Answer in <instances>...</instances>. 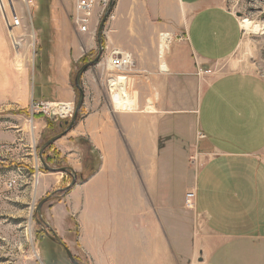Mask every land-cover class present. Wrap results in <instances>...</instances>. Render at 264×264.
<instances>
[{
	"label": "crops",
	"instance_id": "1",
	"mask_svg": "<svg viewBox=\"0 0 264 264\" xmlns=\"http://www.w3.org/2000/svg\"><path fill=\"white\" fill-rule=\"evenodd\" d=\"M93 36L57 30L44 50L46 60L32 74L37 96L30 94L27 105L74 103L72 69L83 56L97 53ZM102 36L100 59L81 76L80 116L53 143L76 173L82 170L77 138L88 139L101 160L94 174L76 181L44 211L63 242L88 264H171L169 248L183 246L178 237L191 229L196 234L185 247L198 264H264V79L225 72L196 93L197 70L238 48L239 19L220 0H115ZM3 37L0 30V43ZM112 51L131 54L132 66L122 74L131 98L124 79L108 84L118 74L109 64ZM3 76L20 82L26 93L25 66L0 58ZM108 85L118 93L111 96ZM116 94L128 100L125 107ZM20 117L0 115V128H19ZM27 118L35 169L34 146L47 118L30 113ZM20 132L0 131V153L17 146ZM185 150L195 151L190 164L198 166L196 173L186 155L180 156ZM9 181L14 186L12 178L5 185ZM64 181L65 173L46 172L39 192ZM188 190L195 194L198 220L191 228L176 211ZM173 199L176 210L167 203Z\"/></svg>",
	"mask_w": 264,
	"mask_h": 264
},
{
	"label": "rangeland",
	"instance_id": "2",
	"mask_svg": "<svg viewBox=\"0 0 264 264\" xmlns=\"http://www.w3.org/2000/svg\"><path fill=\"white\" fill-rule=\"evenodd\" d=\"M220 1L239 19L242 28L241 41L236 51L230 57L218 62H211L208 68L201 73L197 70L199 72H197V94L201 93L207 84L214 78L225 72L237 70L245 71L254 73L264 79V0ZM3 3L6 20L9 22L10 26H6L4 19L0 18V30L3 31L4 34L3 40L0 43V58H6L12 61L18 68L22 67V65L25 66L28 72V83L25 93L23 92L24 89L20 82V84L18 82L12 84L7 76L0 78V115L5 116L10 113L21 115L20 118L23 116L22 119L25 123L23 124V122L20 121L19 128H6L9 127V124L4 126V128H0L2 132H15L21 130L20 133L24 134L21 140L16 142L17 146L10 147L11 145H9L7 150L0 153V264H71L63 247L50 240V238L45 235L42 226L36 221V206L39 200L50 193L54 195L56 192H60L59 189L64 188L70 182L71 177L68 175L66 181L58 187L50 190L46 194H40L39 182L42 174L48 171L43 168L38 156V151L44 142L65 129L63 128L65 122L69 121L74 113L78 91L75 88L74 110L69 117L65 119L58 118L57 120L48 118L52 123L50 129H48V126L45 127L44 132L34 146L36 151L33 152V155L35 156L34 158H36L37 164L35 169L32 168L33 165L30 161L32 155H29L31 153L29 148L31 145L29 131H33V126L27 121V114H29L31 110V103L29 105H27V103L29 102L30 94L37 96V89L34 88L33 73H36L40 65L46 60L44 50L47 45L52 44L58 29H62L63 32L69 31L70 33L73 29H76L70 18L74 0H31L28 4L25 0H3ZM114 4L115 0H113V7ZM106 8L102 13H100L98 8L95 11L96 17L90 28V31L94 33V41L97 40L96 35L98 26ZM111 11L109 16L111 15ZM15 17L18 19V23ZM12 41L16 42L14 47ZM164 44L165 41L162 40L161 45L164 46ZM96 54L97 53L89 56L88 61L92 60ZM83 64L84 63L78 62L72 69V85L76 71ZM126 84L127 92L131 98L130 86L127 81ZM113 92L118 93L117 89L111 88V96ZM8 96H12L16 99L11 100ZM115 96L120 100L122 106L125 107L128 100H122L120 94H116ZM111 101L112 98L110 97V102ZM23 125L26 127L23 128ZM187 152L188 151L185 150L183 153H180L181 158L183 159L186 155L188 163H194L195 160L193 156L195 151L188 152V157ZM260 154L264 157V149ZM28 156H30L29 160H27ZM191 164V169L196 173L198 166H191ZM47 165L50 167H61L56 163ZM179 170H181V167ZM59 173L60 172H58V174ZM10 178L14 179V186L12 185L14 188L11 187V189L5 185L6 181ZM191 178H193V175H191ZM183 185L186 187V182H184ZM175 187L176 185L173 184V190ZM188 191L183 193L182 202H176L178 203L176 207L177 210L174 207V199L167 200V203L172 204V207L180 213V222H189L190 225L188 226L191 228V222L196 224L198 220L195 213V206L193 208L185 206L184 199ZM173 192L176 191L174 190ZM52 196L42 206V218L63 241L58 230L51 223V220L46 218L44 214V211L46 212L51 205L56 202L53 201ZM47 231L51 234L49 229H47ZM195 234V231L191 229L190 231L181 232L178 238L184 245L177 249L169 248L170 251L172 250L173 252V258L170 259L173 262L169 263L198 264L195 257L187 253L188 250L185 247L187 244L186 242H191ZM70 237L71 239L75 237L73 232L70 233ZM63 243L68 247L76 260L78 259L77 261L80 264H88L77 258V256L73 254L70 246L65 242ZM169 256H171V254H169Z\"/></svg>",
	"mask_w": 264,
	"mask_h": 264
},
{
	"label": "built area",
	"instance_id": "3",
	"mask_svg": "<svg viewBox=\"0 0 264 264\" xmlns=\"http://www.w3.org/2000/svg\"><path fill=\"white\" fill-rule=\"evenodd\" d=\"M25 1L27 4L31 2V0H25ZM108 2L109 0H74L70 18L75 28L80 32H89L93 20L96 17L95 16L96 9L98 8L100 13H102L103 10L106 8ZM0 18L4 19L6 26H10L9 22L6 20L3 0H0ZM15 20L18 23V19L16 18ZM12 45L14 47L16 45V42L12 41ZM109 64L111 69L118 74L109 77L108 84H110V81L117 82L119 81V79L126 80L125 76L122 74L125 70H128L132 66L131 54L128 52L112 51L110 53ZM69 107L71 108L68 109ZM30 109H31L30 110L31 118L36 114H41L51 120H57L58 118L65 119L69 117L74 110V104L70 102H62V101H48V100L37 101V102L32 101L30 104ZM199 137H203V135L199 134ZM12 185L13 184L11 181L7 183V186L10 188L12 187ZM194 199H195L194 192L192 190H189L185 194V199H184L185 206L188 208H193Z\"/></svg>",
	"mask_w": 264,
	"mask_h": 264
},
{
	"label": "water",
	"instance_id": "4",
	"mask_svg": "<svg viewBox=\"0 0 264 264\" xmlns=\"http://www.w3.org/2000/svg\"><path fill=\"white\" fill-rule=\"evenodd\" d=\"M259 1H263V0H259ZM112 7H113V0H110V2L107 5V8H106L102 18H101L99 26H98L97 35H96V37H97V47H98L97 54L95 55V57L92 60L86 62L83 65H81L79 67V69L75 73V76H74V79H73L74 80L73 84H74V87L78 91V97H77V102H76V105H75V110H74V113H73L71 119L69 121L65 122L66 127H65V129L62 132H60V133L52 136L51 138H49L46 142H44L42 144V146L40 147V149L38 151V156H39L40 162H41L43 168L46 171H48V172H60V173H65V174H69L70 175V177H71L70 182L64 188L59 189L62 192H67L76 183V172H74L71 168H69L67 166H61V167H50V166H48L44 162L42 153H43V150L48 145L54 143L56 140H58L59 138H61L64 135H66L73 128V126H74V124L76 122L78 111H79L80 107L82 106L83 99H84L83 90H82V87H81V84H80L81 76L90 66L95 64L101 57V54H102V32H103V27H104L106 19L108 18L109 14H110V11L112 10ZM52 195H53V193H50L49 195H47L44 198H42L41 200H39V202H38V204L36 206V216H37L36 221H37V223L39 225L42 226V228L45 231V235L48 238H50V240L56 242L57 244H59V245H61L63 247V249H64V251H65V253L67 255V258H68V260L70 261L71 264H80L76 260V258L72 255V253L70 252L68 247L63 243L61 238L57 235V233L54 230H52L50 225L46 221H44L43 218H42V212H41L42 206H43V204L45 202H47L49 200V198ZM47 229L50 230L51 234L48 233Z\"/></svg>",
	"mask_w": 264,
	"mask_h": 264
},
{
	"label": "trees",
	"instance_id": "5",
	"mask_svg": "<svg viewBox=\"0 0 264 264\" xmlns=\"http://www.w3.org/2000/svg\"><path fill=\"white\" fill-rule=\"evenodd\" d=\"M104 41H103V36H102V47H103ZM92 54H87L83 56L79 63H84L88 61V57L91 56ZM92 58V57H91ZM75 91L74 84L72 85ZM77 90V89H76ZM81 108V107H80ZM40 114H36V116H39ZM35 116V115H34ZM80 116V109L77 114L76 122ZM48 119V118H47ZM75 122V123H76ZM51 122L49 119L47 120V125L48 129H50ZM66 125L63 127L65 128ZM76 144L79 147L80 150V159L82 163V170L81 172L76 173V181H84L87 179L90 175L94 174L96 170L99 168L100 165V156L98 152H96L93 147L90 145L88 139L79 137L76 139ZM43 159L47 164H57L58 166H67L65 160L63 157H60L59 154L56 152L54 149V144L48 145L42 153ZM69 174H66V178H68ZM70 176V175H69ZM64 193L63 192H56L52 198L53 201L59 200L61 197H63ZM78 260V259H77Z\"/></svg>",
	"mask_w": 264,
	"mask_h": 264
},
{
	"label": "bare ground",
	"instance_id": "6",
	"mask_svg": "<svg viewBox=\"0 0 264 264\" xmlns=\"http://www.w3.org/2000/svg\"><path fill=\"white\" fill-rule=\"evenodd\" d=\"M247 23V22H246ZM71 107H69L68 109H70Z\"/></svg>",
	"mask_w": 264,
	"mask_h": 264
}]
</instances>
